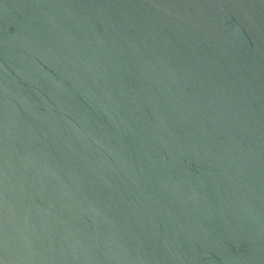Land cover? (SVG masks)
Returning <instances> with one entry per match:
<instances>
[{
	"label": "water",
	"instance_id": "95a60500",
	"mask_svg": "<svg viewBox=\"0 0 264 264\" xmlns=\"http://www.w3.org/2000/svg\"><path fill=\"white\" fill-rule=\"evenodd\" d=\"M0 264H264V0H0Z\"/></svg>",
	"mask_w": 264,
	"mask_h": 264
}]
</instances>
